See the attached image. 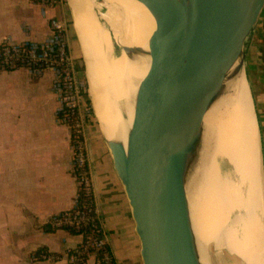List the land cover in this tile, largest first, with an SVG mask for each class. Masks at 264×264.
<instances>
[{
    "label": "water",
    "instance_id": "95a60500",
    "mask_svg": "<svg viewBox=\"0 0 264 264\" xmlns=\"http://www.w3.org/2000/svg\"><path fill=\"white\" fill-rule=\"evenodd\" d=\"M83 1L105 25L99 17L107 12L104 1ZM136 1L155 24L151 60L137 91L127 151L104 143L131 210L142 264H201L188 195L204 118L240 72L264 0ZM115 47L128 60L143 55Z\"/></svg>",
    "mask_w": 264,
    "mask_h": 264
},
{
    "label": "crops",
    "instance_id": "0c3cea01",
    "mask_svg": "<svg viewBox=\"0 0 264 264\" xmlns=\"http://www.w3.org/2000/svg\"><path fill=\"white\" fill-rule=\"evenodd\" d=\"M70 14L63 0L54 7L0 0V45L43 43L51 19L64 22L69 35ZM244 49V78L264 171V10ZM53 84L50 71L38 78L24 69L0 74V264H69L68 253L82 241L47 226L52 217L74 207L77 190L70 131L57 121L60 106ZM98 132L87 125L83 139L106 244L115 264H142L131 210ZM44 253L47 258H40ZM86 264H95L94 257Z\"/></svg>",
    "mask_w": 264,
    "mask_h": 264
},
{
    "label": "bare ground",
    "instance_id": "6f19581e",
    "mask_svg": "<svg viewBox=\"0 0 264 264\" xmlns=\"http://www.w3.org/2000/svg\"><path fill=\"white\" fill-rule=\"evenodd\" d=\"M103 1L107 12L99 17L106 26L85 1L68 0L67 5L100 134L106 143H118L127 151L137 91L151 60L148 41L155 24L136 0ZM133 2L135 12L128 26L131 40L125 44L124 9ZM115 6L116 10H110ZM110 26L116 44L139 49L143 55L128 60L120 51L116 56ZM252 111L243 63L227 96L204 118L211 134L204 138L188 195L201 264H264V172ZM204 146L212 150L213 160L205 161Z\"/></svg>",
    "mask_w": 264,
    "mask_h": 264
},
{
    "label": "built area",
    "instance_id": "2783aa9c",
    "mask_svg": "<svg viewBox=\"0 0 264 264\" xmlns=\"http://www.w3.org/2000/svg\"><path fill=\"white\" fill-rule=\"evenodd\" d=\"M31 1L43 7H54L62 3V0ZM49 26L50 34L41 44L13 45L5 43L0 45V74L24 69L28 71L32 78H38L45 71L52 72L54 74L53 91L60 106L57 112V121L59 124L67 126L65 114L71 112V116L74 117L73 110L77 109L75 127L80 129L83 135L88 121L83 102L86 90L78 80L76 62L70 52L67 38V25L60 20L51 19ZM71 152V170L77 186L74 207L52 217L47 226L49 229L55 230H64L65 228L74 229L77 232L85 229L89 230L92 235L89 234L85 237L86 246L82 250L87 258L93 256L95 264H115L106 244L102 223L98 217L94 200L92 209L90 207H85L82 210L77 209L79 187H82L85 193L93 194L91 180L78 172L86 162L84 140L83 144H72ZM93 235L99 236V239L95 240ZM80 237L83 239V235H80ZM82 246L83 240L80 244V247ZM88 247L92 248L94 252L99 251L101 253L100 259L96 260L94 253L87 252ZM83 252L78 251V248L73 250L72 254L67 257L69 264L80 262L79 257ZM42 258H47V256Z\"/></svg>",
    "mask_w": 264,
    "mask_h": 264
},
{
    "label": "rangeland",
    "instance_id": "374dc122",
    "mask_svg": "<svg viewBox=\"0 0 264 264\" xmlns=\"http://www.w3.org/2000/svg\"><path fill=\"white\" fill-rule=\"evenodd\" d=\"M67 1L68 0H63V3H64V5L66 6V8H67V10L70 12V9H69V7H68V5H67ZM118 6H120V5H118ZM121 7V6H120ZM124 7V6H123ZM118 7L117 6H115V7H113L112 9H110V10H116ZM124 11H126V17H125V23H126V28H125V32H124V35H123V38H124V40H123V42L126 44H130V40H131V35H130V30H129V25H130V20H131V18L134 16V12H135V3L133 2V3H131L130 4V6L127 8L126 7V9H124ZM71 15V14H70ZM71 17V16H70ZM117 21L114 19V23H116ZM70 25H71V30H70V28H69V35H68V37H69V44H70V49H71V54H72V57L74 58V60H75V62H76V67H77V73H78V80H79V82H80V84H81V86H84V85H86L87 86V94H88V84H87V81H86V78H85V70H86V68H85V64H84V61H83V57H82V55H81V53H80V50H79V47H78V45H77V43L74 41V39H73V35H74V33H72L71 31H73V29H72V22L70 23ZM69 25V26H70ZM128 30V31H127ZM108 33H109V35H110V37L112 38V40H113V42H114V44H116V42L114 41V39H113V37H114V31H113V29L111 28V26L109 27V31H108ZM129 33V34H128ZM73 34V35H72ZM75 38V37H74ZM116 45H118V44H116ZM119 46V45H118ZM78 47V48H77ZM119 47H121V46H119ZM115 55L116 56H118L119 55V49L117 48V47H115ZM75 56V57H74ZM244 80H245V78H244ZM246 87H247V85H246ZM247 91H248V88H247ZM248 94H249V91H248ZM85 100L86 99H84L83 100V102H84V107H85V110H86V116H87V119H88V121H87V124L85 125V126H87V125H90V126H92V128H93V130L94 129H96V127H97V129H98V123L96 122V120H95V117H94V113H93V110H92V106H91V104H90V107H91V111H92V114H90L89 112H88V107L86 106V102H85ZM249 100H250V94H249ZM251 102V101H250ZM252 113H253V111H252ZM253 117H254V115H253ZM254 122H255V119H254ZM255 126H256V124H255ZM207 128V130H206V134H205V137H210L209 135L211 134L210 133V129H209V127H206ZM257 130V129H256ZM209 135H208V134ZM98 135H99V137H100V139L102 140V141H104V139H103V137L99 134V132H98ZM104 146L106 147V145H105V143H104ZM259 148H260V146H259ZM204 151V156H205V161L207 162L208 160H210V159H212L213 160V156H214V154H213V152H212V150H210L209 149V147H207V146H204V149H203ZM106 151H108L107 150V148H106ZM261 161H262V158H261ZM218 162H219V165H220V169H221V173L222 174H224V169H223V167H222V165H223V163H221L220 162V160H218ZM264 172V171H263ZM203 246V245H202ZM202 249H203V247H202ZM209 253H212V251H209ZM237 264H241V262L240 261H238V263Z\"/></svg>",
    "mask_w": 264,
    "mask_h": 264
},
{
    "label": "trees",
    "instance_id": "16d2710c",
    "mask_svg": "<svg viewBox=\"0 0 264 264\" xmlns=\"http://www.w3.org/2000/svg\"><path fill=\"white\" fill-rule=\"evenodd\" d=\"M71 27V25H70ZM84 88L85 90H87V86L84 85ZM84 99L85 102H86V106L88 107V112L90 114H92V111H91V107H90V101H89V97H88V94H87V91L84 93ZM74 112V117L71 116V112L70 114H65V117L67 118V126H68V129L70 131V141H71V145H75L76 143H80V144H83V135H82V132L80 129L76 128L75 127V122H76V117H77V114H78V111L77 109H74L73 110ZM84 155L86 156L85 152H84ZM78 172L82 175H84V177L86 178H89L90 179V176H89V171H88V166H87V161L83 164V166L78 170ZM93 200H94V197H93V194H87L85 193L84 189L81 187H79V196H78V199H77V209L78 210H82L84 209L85 207L87 208H93ZM62 230V229H61ZM65 231H67L68 233L72 234V235H77V236H80V235H83V248L82 247H78V251H81L83 252L82 250L85 248L86 246V243L84 242V239L86 236H88L89 234H91V232L89 230H83L81 232H77L75 231L74 229H70V228H65L64 229ZM48 231H55V229H49L48 228ZM94 239L97 240L99 239V236H94ZM85 244V245H84ZM73 251L69 252L68 255H71ZM87 252L89 253H94L95 254V258L96 260L100 259V256H101V253L99 251L97 252H94L92 250V248L88 247L87 249ZM43 256H47L45 253L41 256L40 255V258H42ZM79 260L80 262L78 261L77 264H86L88 258L87 256L85 255V252H83V254L79 257Z\"/></svg>",
    "mask_w": 264,
    "mask_h": 264
}]
</instances>
